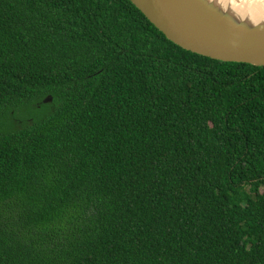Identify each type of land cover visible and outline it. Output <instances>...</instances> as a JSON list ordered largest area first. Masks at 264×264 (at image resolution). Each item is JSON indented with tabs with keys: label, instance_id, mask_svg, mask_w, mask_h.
<instances>
[{
	"label": "trees",
	"instance_id": "trees-1",
	"mask_svg": "<svg viewBox=\"0 0 264 264\" xmlns=\"http://www.w3.org/2000/svg\"><path fill=\"white\" fill-rule=\"evenodd\" d=\"M0 264H264V66L131 0H0Z\"/></svg>",
	"mask_w": 264,
	"mask_h": 264
},
{
	"label": "water",
	"instance_id": "water-1",
	"mask_svg": "<svg viewBox=\"0 0 264 264\" xmlns=\"http://www.w3.org/2000/svg\"><path fill=\"white\" fill-rule=\"evenodd\" d=\"M131 1L167 38L194 53L264 66V13L260 9L255 21L213 0ZM242 1L250 5L261 0Z\"/></svg>",
	"mask_w": 264,
	"mask_h": 264
},
{
	"label": "bare ground",
	"instance_id": "bare-ground-1",
	"mask_svg": "<svg viewBox=\"0 0 264 264\" xmlns=\"http://www.w3.org/2000/svg\"><path fill=\"white\" fill-rule=\"evenodd\" d=\"M215 3H217L220 6H223L227 9L234 8L235 10L240 11L237 12L239 14H242L243 17L249 20H255L256 21V12L257 9L262 10L264 13V0L258 1V2H252L250 5L246 4L242 0H240L237 3V0H213ZM246 15V16H245Z\"/></svg>",
	"mask_w": 264,
	"mask_h": 264
},
{
	"label": "rangeland",
	"instance_id": "rangeland-1",
	"mask_svg": "<svg viewBox=\"0 0 264 264\" xmlns=\"http://www.w3.org/2000/svg\"><path fill=\"white\" fill-rule=\"evenodd\" d=\"M28 115H29V112H28V110H27V108H22L21 110H20V112H19V117L17 118V120H23V119H26V118H28ZM4 122V125L6 126V127H8V126H11V122H9V121H3ZM6 122V123H5Z\"/></svg>",
	"mask_w": 264,
	"mask_h": 264
}]
</instances>
